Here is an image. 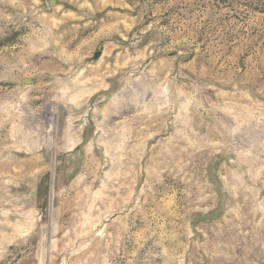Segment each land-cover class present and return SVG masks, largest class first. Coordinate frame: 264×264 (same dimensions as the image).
Masks as SVG:
<instances>
[{
  "label": "rangeland",
  "instance_id": "1",
  "mask_svg": "<svg viewBox=\"0 0 264 264\" xmlns=\"http://www.w3.org/2000/svg\"><path fill=\"white\" fill-rule=\"evenodd\" d=\"M0 264H264V0H0Z\"/></svg>",
  "mask_w": 264,
  "mask_h": 264
},
{
  "label": "water",
  "instance_id": "2",
  "mask_svg": "<svg viewBox=\"0 0 264 264\" xmlns=\"http://www.w3.org/2000/svg\"><path fill=\"white\" fill-rule=\"evenodd\" d=\"M101 56V53H98V54H96V58H99ZM25 84H28V83H30L29 81H25L24 82Z\"/></svg>",
  "mask_w": 264,
  "mask_h": 264
}]
</instances>
